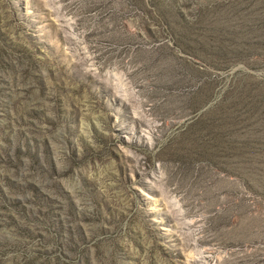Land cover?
Returning <instances> with one entry per match:
<instances>
[{"label": "rangeland", "instance_id": "rangeland-1", "mask_svg": "<svg viewBox=\"0 0 264 264\" xmlns=\"http://www.w3.org/2000/svg\"><path fill=\"white\" fill-rule=\"evenodd\" d=\"M0 243L264 264V0H0Z\"/></svg>", "mask_w": 264, "mask_h": 264}, {"label": "trees", "instance_id": "trees-1", "mask_svg": "<svg viewBox=\"0 0 264 264\" xmlns=\"http://www.w3.org/2000/svg\"><path fill=\"white\" fill-rule=\"evenodd\" d=\"M7 140H9V138ZM9 142H10V140H9ZM17 148L20 151L21 148L19 145H17ZM28 152H30V151H28ZM33 156L36 157V154H34ZM7 160L9 161L10 159L7 158ZM12 161L13 160H10V162H12ZM15 163H16V167L19 168L20 164H21V158L20 157L16 158ZM20 230H21V231H19L20 233H22V232L28 233V230H26V229L22 230L20 228ZM8 245H11L12 247L7 248ZM10 249L16 251V253L14 255L15 263H18V262H20L21 264H47L48 263V259L40 260L38 256L32 255L30 252H28L26 249V243H0L1 255H4V253H7V251Z\"/></svg>", "mask_w": 264, "mask_h": 264}]
</instances>
